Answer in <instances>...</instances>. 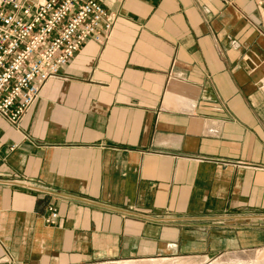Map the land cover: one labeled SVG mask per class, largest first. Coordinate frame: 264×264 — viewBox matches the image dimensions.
<instances>
[{
	"label": "crops",
	"instance_id": "0c3cea01",
	"mask_svg": "<svg viewBox=\"0 0 264 264\" xmlns=\"http://www.w3.org/2000/svg\"><path fill=\"white\" fill-rule=\"evenodd\" d=\"M99 1L108 39L0 115V264H264V4Z\"/></svg>",
	"mask_w": 264,
	"mask_h": 264
},
{
	"label": "built area",
	"instance_id": "2783aa9c",
	"mask_svg": "<svg viewBox=\"0 0 264 264\" xmlns=\"http://www.w3.org/2000/svg\"><path fill=\"white\" fill-rule=\"evenodd\" d=\"M116 19L99 0H0V115L16 125L46 81L85 42L104 43ZM47 211L55 222L58 211Z\"/></svg>",
	"mask_w": 264,
	"mask_h": 264
},
{
	"label": "rangeland",
	"instance_id": "374dc122",
	"mask_svg": "<svg viewBox=\"0 0 264 264\" xmlns=\"http://www.w3.org/2000/svg\"><path fill=\"white\" fill-rule=\"evenodd\" d=\"M223 262L226 264H234L235 261L239 262L240 264H259V259L257 257V254H250V253H230L226 255H222L218 258H216L215 261L212 262ZM211 263V262H210Z\"/></svg>",
	"mask_w": 264,
	"mask_h": 264
},
{
	"label": "bare ground",
	"instance_id": "6f19581e",
	"mask_svg": "<svg viewBox=\"0 0 264 264\" xmlns=\"http://www.w3.org/2000/svg\"><path fill=\"white\" fill-rule=\"evenodd\" d=\"M147 264H188L187 262H185L184 260H180V259H177V260H169V261H166V260H160L159 261H150L148 262ZM210 264H226V263H223V262H211ZM234 264H240L239 262H236ZM249 264V263H248ZM258 264V263H257Z\"/></svg>",
	"mask_w": 264,
	"mask_h": 264
}]
</instances>
